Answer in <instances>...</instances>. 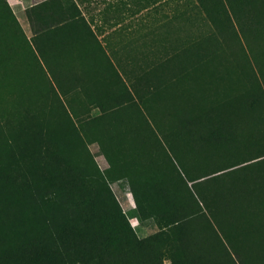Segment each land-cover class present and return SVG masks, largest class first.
I'll use <instances>...</instances> for the list:
<instances>
[{
	"label": "trees",
	"instance_id": "obj_1",
	"mask_svg": "<svg viewBox=\"0 0 264 264\" xmlns=\"http://www.w3.org/2000/svg\"><path fill=\"white\" fill-rule=\"evenodd\" d=\"M98 11L112 26L102 40L77 0H32L25 10L40 53L37 40L76 21L100 42L94 68L75 79L101 112L120 84L119 107L157 111L159 127L168 105L157 99L191 88L205 103L188 116L193 100L188 117L161 128L151 174L159 178L164 161L171 170L161 174L168 181L157 185L158 202L145 206L149 193L129 186L133 207L153 215L158 230L139 237L105 179L109 170L74 157L78 134L59 97L63 83L53 74L59 89H44L18 69L9 42L16 18L0 0V80L9 86L0 95V264H264V44L254 38H264V0H106ZM204 18L224 43L241 46L222 74L211 68L214 53L192 50L198 40L184 43L169 30L187 22L199 30ZM151 140L145 135L144 145ZM242 161L257 165L226 169ZM181 172L199 178L187 191L186 205L197 207L188 215L178 214L185 201L169 199Z\"/></svg>",
	"mask_w": 264,
	"mask_h": 264
},
{
	"label": "rangeland",
	"instance_id": "obj_2",
	"mask_svg": "<svg viewBox=\"0 0 264 264\" xmlns=\"http://www.w3.org/2000/svg\"><path fill=\"white\" fill-rule=\"evenodd\" d=\"M176 1L181 0H170V4ZM7 2L15 15L18 28L15 33L16 36H11L9 39L14 49L13 57H17L18 69L28 74L30 82L44 89H48L51 84L59 89L57 83L53 81V74L59 78L57 80L63 83L64 92H60L59 97L66 112L74 122L78 134L76 148L73 151L74 157L77 156V161L83 166L92 164L93 168L96 167L102 172L109 170V173H105V179L139 237H145L156 232L158 225L155 217L133 207L134 202L128 194L129 188L136 186L137 190L144 189L149 193L151 198L148 201L143 200L147 207L151 203L153 205L158 202L156 199L160 196V194L157 195L160 189L157 188V185L159 182L168 181V175L161 178V174L169 173L171 170L169 165L171 163L164 161L162 173L158 172L157 174L159 178L153 177L154 170H158L160 165L159 162L154 163V161H159L160 155H162L159 148L155 147L163 141L162 132L164 129L161 128L172 127V124L174 127L177 126V122H181L190 114L193 115L192 113L197 111L199 106H203L205 103L199 102L194 95L198 91L188 88L185 92L176 91L172 98L157 99L158 105H156L158 107L163 108L164 105H168V109L163 108L165 112L156 119L158 121L160 118V127L154 117V114L158 113L157 111H153V115H150L143 109L142 112H139L127 104L119 107L121 98L118 93L121 89V82L120 85L113 86L114 89L109 91L110 96L106 101H101L104 102L103 107L106 109L101 112L97 96L87 95L81 90L82 87L78 84L80 81L75 79L80 77L83 71H90L92 67L94 68L93 62L99 60L101 54L98 46L100 42L82 32L80 26H72L37 40V44L41 48L40 53L36 47V40L33 38L32 29L25 12L31 4V0H7ZM169 30L176 34V38H182L184 43L198 40V46H193L192 50L201 54L211 53L212 55L214 53L209 61L211 68L220 74L223 73V62H235L237 55L241 53L240 45L234 42L227 45L223 42L219 37L221 35H217L214 26L207 18L202 19L199 30L191 22L184 23L183 27L180 28L173 26ZM212 34H215L216 42L208 44V36ZM254 38L257 39L255 40L256 47L264 44L262 36ZM243 46L246 48L244 43ZM198 74L200 77L203 75L200 71ZM11 82L16 83V79H12ZM1 83L0 80V95L9 90V86ZM125 83L127 84V80ZM100 88L104 89L103 86ZM186 97H188L187 100ZM193 100L195 104H193ZM191 104L193 105L191 106ZM188 105L191 106L190 112L183 110ZM130 118H133V125L129 123ZM144 119L148 121L149 126L146 132L144 131L145 127H143ZM145 135L152 137L150 145H144ZM69 140L70 142L74 141L72 137H69ZM248 162L242 161L241 164H232L226 169L257 165L245 164ZM174 164L177 163L174 162ZM176 166L178 167V165ZM202 178L200 177L201 180ZM198 179L192 181L181 172L175 180H170L169 199L177 202L185 201L184 205H186L187 193L190 188L193 189L191 185ZM195 209L197 207L186 205L178 211V214L188 215ZM193 219L197 220V225H201L203 222V217L200 216Z\"/></svg>",
	"mask_w": 264,
	"mask_h": 264
},
{
	"label": "crops",
	"instance_id": "obj_3",
	"mask_svg": "<svg viewBox=\"0 0 264 264\" xmlns=\"http://www.w3.org/2000/svg\"><path fill=\"white\" fill-rule=\"evenodd\" d=\"M88 1L89 0H83V1L82 0H77V5L82 10V13L89 20H91L92 28L95 31L98 32V38H100L102 40L103 36L108 31H110L112 29V26L107 21H104V19H102L101 17L98 16L99 15V11H98L99 10V6L103 5L106 2V0H90L92 7H91V5H89ZM31 5H32V0H31V4L29 6H31ZM91 16H93V19H91ZM27 19H28V17H27ZM28 21H29V19H28ZM29 23H30V21H29ZM72 26H80L82 28V32H84V24H83V22L76 21V22H74V24H71V25H68V26H64L61 29L50 31V32H48L49 34H47L46 36L54 35V34L59 33L61 31L65 30V29L71 28ZM30 27H31V24H30ZM31 29H32V27H31ZM90 38H92V37H90ZM92 39H94V38H92ZM103 43H104V41H102V44Z\"/></svg>",
	"mask_w": 264,
	"mask_h": 264
}]
</instances>
